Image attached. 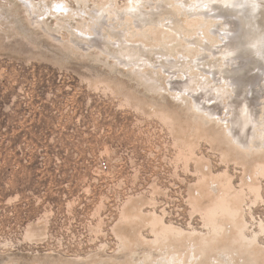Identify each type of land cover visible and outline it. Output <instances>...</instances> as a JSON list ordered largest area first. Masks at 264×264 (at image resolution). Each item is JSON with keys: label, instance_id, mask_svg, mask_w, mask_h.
Instances as JSON below:
<instances>
[{"label": "rangeland", "instance_id": "1", "mask_svg": "<svg viewBox=\"0 0 264 264\" xmlns=\"http://www.w3.org/2000/svg\"><path fill=\"white\" fill-rule=\"evenodd\" d=\"M138 1L0 0V264H142L149 253L162 258L152 240L163 225L183 229L185 244L216 223L231 231L223 245L233 244L238 223L243 234H257L261 254L252 264H264V151L252 154L225 134L235 125L247 139L255 131L254 145L263 141L261 43L248 37L243 11L234 14L223 1L213 0L210 10L186 0L180 11L169 0ZM201 9L226 17L213 20L210 34L200 28L194 35L185 16ZM137 23L144 37L128 34ZM89 26L92 36L79 38L77 28ZM243 26L247 33L239 31L233 45L245 44L229 52L221 36ZM238 77L241 89L230 83ZM233 100L246 101L251 114L234 112ZM211 108L234 124L204 115ZM219 203L230 212H216ZM225 255L220 264H233ZM244 255L234 261L244 264Z\"/></svg>", "mask_w": 264, "mask_h": 264}, {"label": "bare ground", "instance_id": "2", "mask_svg": "<svg viewBox=\"0 0 264 264\" xmlns=\"http://www.w3.org/2000/svg\"><path fill=\"white\" fill-rule=\"evenodd\" d=\"M138 1V0H137ZM180 1V0H179ZM179 1H177V0H169L168 1V3H171V5L174 7V9H176V10H181L182 8L184 9V4L186 3V0H181L180 2ZM201 2V4H198V5H200V6H204L205 5V7H208L210 10H214V9H216V7H211L212 6V1L213 0H193V2H192V4L193 5H195V3H197V2ZM219 1H223V3L225 4V5H227L228 7H230V6H233V8H228V9H230V10H232L233 12H234V14H237L238 13V11H243L242 12V15H241V21H243V23H244V25L245 26H247L248 27V31L249 32H252V33H249V35H248V37L254 42L255 40H258L259 39V42L261 43V46H258V45H255L257 48H259L260 50H259V53L258 54H260V52H261V55L264 57V0H219ZM139 2V1H138ZM138 2H137V4H138ZM140 2H142V1H140ZM139 2V3H140ZM144 2H145V0H144ZM153 2V1H152ZM56 3H58V2H56ZM147 3V2H146ZM145 3V4H146ZM187 3H189V2H187ZM154 4V3H153ZM58 5H60V3L59 4H56L55 6V8L57 9V11H60V13H62V11L64 10V8H61L60 6L58 7ZM182 5L184 6V7H182ZM190 5V4H189ZM136 5H132V7L133 8H136L135 7ZM143 6V5H142ZM214 6V5H213ZM63 7V6H62ZM131 7V8H132ZM194 7V6H193ZM54 8V7H53ZM107 8V7H106ZM128 10V9H127ZM184 10H187V9H184ZM201 10H203V11H199V12H197V10L195 11V12H193L192 10H190V11H192L191 13H189V12H187L186 13V16L185 17H187L186 19H188V20H190L189 22L190 23H192L193 25H194V35H196V34H198V29H200V28H204L203 29V32L204 33H209L210 32V30H209V27L213 24V20H215L216 19V21H218L217 19H219V21H220V19H222V18H225L226 17V15H225V13L224 12H221V13H218V14H213V15H210V14H208L207 13V11H209V10H205L204 11V9H201ZM94 11V10H93ZM129 11H131V10H129ZM134 11H135V9H134ZM137 11V10H136ZM152 11H155L154 9L152 10ZM108 12H110V11H108ZM113 12V11H112ZM112 12H110V14L112 13ZM143 12H145V10L143 11ZM174 12H175V10H174ZM182 12V11H181ZM114 13V12H113ZM112 13V14H113ZM78 15V13H73V15L72 16H69V19L70 18H72L73 16H75V15ZM126 14H127V12H126ZM185 14V13H184ZM129 15H131V14H129ZM177 15V14H176ZM182 15V14H181ZM65 16H66V14H65ZM119 16H120V14H119ZM122 16H123V14H122ZM126 16H128V15H126ZM132 16H134L135 17V15H132ZM82 17V16H81ZM125 17V16H124ZM147 17V16H146ZM85 18V17H84ZM105 18H106V15H105ZM211 18V19H210ZM122 19V18H121ZM127 19H129L130 21L131 20H134V18H132V17H128ZM169 19V18H168ZM243 19V20H242ZM249 19V20H248ZM62 20V19H61ZM107 20V19H106ZM106 20H105V22H106ZM165 20V19H164ZM126 21V20H125ZM135 21V23L136 22H139V19H135L134 20ZM162 21V20H161ZM166 21V20H165ZM169 21H171L170 19H169ZM241 21H239V22H241ZM62 22V21H61ZM97 22V21H96ZM127 22V21H126ZM156 23L158 22V21H155ZM175 22V21H174ZM173 22V23H174ZM100 23V22H99ZM130 23V22H129ZM133 22H131V24H132ZM141 23V22H140ZM139 23V24H140ZM155 23V26H159V25H157ZM160 23V22H159ZM168 24H169V22H167ZM177 23H178V21H177ZM221 23V22H220ZM219 23V24H220ZM226 23L227 24H229V25H234L235 26V21H233V20H231V21H229V20H226ZM234 23V24H233ZM217 24V23H216ZM225 24V23H224ZM154 25V24H153ZM187 25V24H186ZM218 25V24H217ZM139 26L140 25H138V23H137V25H134V27H133V29H131V31H126V32H128V34H130V36H134V35H136V36H138V37H144V36H142V31H141V29L140 28H142V27H140L139 28ZM142 26V25H141ZM164 26H168L167 24H165ZM171 26V25H170ZM173 26V25H172ZM180 26H181V24H180ZM213 26V25H212ZM214 26H215V23H214ZM93 27V26H92ZM98 27V26H97ZM148 27L149 26H147L146 28L148 29ZM152 27V26H151ZM161 27H163L162 25H161ZM182 27V26H181ZM189 27H191V26H189ZM95 28V27H94ZM143 28H144V26H143ZM150 28V27H149ZM153 28H155V27H153ZM153 28H150L149 30H154ZM159 28V27H158ZM164 28V27H163ZM166 28H168V27H165V29ZM172 29H173V27H171ZM180 28V27H179ZM188 28V27H187ZM90 29H91V27L89 26V28L88 29H86L85 27H78L77 28V31H79V38L80 37H82L83 39L84 38H88L89 39V37H88V35H90V37L92 36V32L90 31ZM93 29V28H92ZM96 29V28H95ZM157 29V28H156ZM176 29V28H175ZM189 29V28H188ZM214 29V28H213ZM231 29V28H230ZM229 29V30H230ZM243 29H244V31L241 29V30H239V28L238 29H236V33L235 34H233V35H230V34H227L226 33V31H225V34L223 33V35L224 36H221V34H219V36L218 35H216L217 36V38H219L220 36H221V38H222V40L223 41H225L224 39L225 38H229L228 39V42H226V44H225V46H228V45H230L231 46V48H230V50H229V52L230 51H232V52H237V51H240L238 48L239 47H243V45L245 44V42H243V43H239V44H237V45H233V42H236L237 41V37H238V33H239V31H241V32H245V33H247V29L246 28H244V26H243ZM126 30V29H125ZM129 30H130V28H129ZM166 30H168V29H166ZM177 30V29H176ZM184 30V29H183ZM182 30V31H183ZM144 31V30H143ZM169 31L171 32L172 30L171 29H169ZM173 31H174V29H173ZM172 31V32H173ZM192 31H193V28H192ZM81 32V33H80ZM168 32V31H167ZM170 32H168V33H170ZM175 32V31H174ZM177 32V31H176ZM228 33L230 32V31H227ZM96 33H100V31L99 30H97V32ZM150 33V32H149ZM161 33V32H160ZM160 33H158V32H156V36H159V34ZM183 33H186V32H183ZM212 33H214V34H217L218 33V31H215V32H211V34ZM245 33H244V35H245ZM144 34H145V31H144ZM152 34V33H151ZM151 34H149V36L151 35ZM166 34V33H165ZM172 34H174V33H172ZM172 34H171V36H172ZM210 34V33H209ZM152 35H154V34H152ZM166 35H169V34H166ZM189 35H192V34H189ZM189 35H188V37H189ZM123 36V35H122ZM124 36H125V40H126V42L128 43V42H130L131 41V37L129 38L126 34H124ZM135 36V37H136ZM148 36V35H147ZM165 36V35H164ZM170 36V37H171ZM176 36V35H175ZM180 36V35H179ZM184 36V35H183ZM185 36H187V34L185 35ZM184 36V37H185ZM205 36V35H204ZM96 37V36H95ZM95 37H94V39L91 41V42H95V46L96 47H101L99 44H101L100 43V41H99V44H98V40L97 39H95ZM154 37V36H153ZM163 37V36H162ZM169 37V38H170ZM173 37H174V35H173ZM178 37V36H177ZM177 37H175V39H172V40H176L177 39ZM191 37H193V36H191ZM197 38H198V35L196 36ZM98 38V37H97ZM148 38V37H147ZM155 38V37H154ZM163 38H165V37H163ZM168 38V39H169ZM179 38H182V36L181 37H179ZM200 38L202 39H204L205 37H203L201 34H200ZM210 38V37H209ZM216 38V37H215ZM214 38V42H215V40L217 39H215ZM91 39V38H90ZM183 39V38H182ZM200 39V40H201ZM202 39V40H203ZM208 39V38H207ZM212 39V38H211ZM87 40V39H86ZM118 40V39H117ZM154 40V39H153ZM177 40H179V39H177ZM186 40H188V39H185V41ZM194 40V39H193ZM192 40V41H193ZM196 40V39H195ZM227 40V39H226ZM87 41H89V40H87ZM119 41H121V42H123L121 39H119ZM171 41V40H170ZM180 41V40H179ZM191 41V42H192ZM211 41H213V40H211ZM219 41H221V40H219ZM252 41H250L251 43H252ZM90 42V41H89ZM115 42V41H114ZM132 42V41H131ZM155 42V41H154ZM161 42H163V41H161ZM173 42H175V41H173ZM182 42V41H181ZM195 42V41H194ZM197 42H198V39H197ZM202 42V41H201ZM217 43H218V41H216ZM215 42V43H216ZM75 43H78V42H76L75 41ZM155 43H157V42H155ZM167 43H170V42H167ZM176 43V42H175ZM174 43V44H175ZM183 43V42H182ZM187 43V42H186ZM186 43H183V44H186ZM193 43V42H192ZM221 43H222V41H221ZM220 43V44H221ZM173 44V45H174ZM177 44H179L178 42H177ZM202 44V43H201ZM207 44V43H206ZM210 44V43H209ZM212 44V43H211ZM223 44V43H222ZM92 45H93V43H92ZM132 45V44H131ZM163 45V44H162ZM161 45V46H162ZM168 45V44H167ZM170 45V44H169ZM168 45V46H169ZM172 45V44H171ZM192 45H194V44H192ZM192 45L190 46V48L189 49H191L192 48ZM197 45H199V44H197ZM159 46V45H158ZM160 46V47H161ZM196 46V44L194 45V47ZM204 46H205V44H204ZM207 46H209V45H207ZM87 47V46H86ZM89 47V46H88ZM131 47H133V46H131ZM159 47V48H160ZM165 47V49H167L166 48V46H164ZM176 47V46H175ZM193 47V48H194ZM215 47V46H214ZM216 47H217V45H216ZM81 48H85V47H81ZM90 48V47H89ZM102 48V47H101ZM197 48V47H196ZM195 48V49H196ZM205 48V50H207L206 49V47H204ZM204 48H202V50H201V47H200V50L201 51H203V49ZM219 48H221V47H219ZM226 48V47H225ZM240 48V49H241ZM157 49V48H156ZM164 49V48H163ZM163 49H161V50H163ZM168 49H170V48H168ZM180 49H182V48H180ZM195 49H193L192 51H194ZM222 49H223V47H222ZM226 49H228V48H226ZM238 49V50H237ZM86 50V49H85ZM197 50V53H199L200 52V50H199V52H198V49H196ZM204 50V52L206 53V51ZM242 50V49H241ZM170 50H168V52H169ZM172 51V50H171ZM186 51V50H185ZM191 51V50H190ZM208 51V50H207ZM227 52H228V50H226ZM189 52V51H188ZM187 52V53H188ZM210 52H212V51H210ZM216 52V51H215ZM214 52V53H215ZM226 52V54H228ZM243 52V51H242ZM190 53V52H189ZM197 53H195V54H197ZM205 53H203V54H205ZM208 53H209V51H208ZM213 53V52H212ZM211 53V54H212ZM222 53H223V51H222ZM241 53V52H240ZM165 54H167V53H165ZM177 54H178V52H177ZM184 54V53H183ZM192 54H193V52H192ZM205 55H207L208 56V54L206 53ZM129 56V55H128ZM166 56V55H165ZM173 56V55H172ZM187 56V55H186ZM190 56V55H189ZM189 56H188V59H189ZM203 56V55H202ZM202 56H200V57H202ZM212 55H210V57H211ZM258 56V55H257ZM180 57H183L182 59H185V57H184V55L182 56H180ZM192 57V56H191ZM198 57V56H197ZM204 57V56H203ZM202 57V58H203ZM213 57V56H212ZM173 59H174V57H172ZM171 58V59H172ZM201 58V59H202ZM205 58V57H204ZM169 59V58H168ZM167 59V60H168ZM206 59V58H205ZM190 60V59H189ZM194 60V59H193ZM203 60V59H202ZM174 61V60H173ZM173 61H172V63H173ZM196 61V64H197V60H195ZM168 62H170V60L168 61ZM175 62V61H174ZM128 65H132V64H136V63H127ZM150 64V63H149ZM170 64V63H169ZM198 64H201L200 62L198 63ZM124 65V64H123ZM127 65V66H128ZM145 65V64H144ZM147 65V64H146ZM150 65H152V63L150 64ZM164 65V64H163ZM239 65H241V64H239ZM239 65H236V66H239ZM171 66V68H172V64L170 65ZM235 66V67H236ZM138 67V66H137ZM145 67V66H144ZM153 67V66H152ZM161 67V66H160ZM168 67V66H167ZM240 67V66H239ZM133 68V67H132ZM135 68H136V66H135ZM158 67H156V69H157ZM170 68V69H171ZM142 69V68H141ZM164 69V68H163ZM174 69V68H173ZM172 69V70H173ZM244 68L242 67V69L241 70H243ZM204 70V69H203ZM238 70H239V68H238ZM139 71H141V70H139ZM138 71V72H139ZM158 71V70H157ZM156 71V72H157ZM164 71H166V70H164ZM199 71V70H198ZM197 71V72H198ZM223 70H221V72H222ZM137 72V71H136ZM167 72H168V70H167ZM170 72H172L171 70L168 72V73H170ZM203 72V71H202ZM205 72V71H204ZM140 73V72H139ZM146 73H148V72H146ZM158 73H159V71H158ZM194 73V72H193ZM237 73V72H236ZM136 74V73H135ZM157 74V73H156ZM166 75H169V74H167V73H165ZM208 74V73H207ZM222 74V73H221ZM226 75H227V73H225ZM239 74V73H238ZM139 75V74H138ZM158 75V74H157ZM176 75V74H175ZM191 75V74H190ZM193 75V74H192ZM196 75V74H195ZM233 75V74H232ZM140 76H141V74H140ZM139 76V77H140ZM200 76H201V74H200ZM209 76V75H208ZM234 76V75H233ZM142 77V76H141ZM167 77H169V76H167ZM175 78H177V76H174ZM183 77H185V75L183 76ZM207 77V76H206ZM235 77V76H234ZM149 78V77H148ZM174 78V79H175ZM205 78V77H204ZM208 78H210V77H208ZM207 78V79H208ZM253 78V77H252ZM143 79V78H142ZM151 79V78H150ZM173 79V80H174ZM183 79V78H182ZM206 79V78H205ZM206 79V80H207ZM154 80V79H153ZM173 80H171V81H173ZM177 80V79H176ZM212 80H214L213 79V77H212ZM233 81H229L232 85H234V88L236 89L237 87H235V85L236 86H241V83H239V81L241 80V77H238V78H235V79H232ZM169 81H170V79H169ZM178 81V80H177ZM209 81H211V80H209ZM225 81V80H224ZM227 81V80H226ZM154 82V81H153ZM205 82V81H204ZM213 82V81H212ZM173 83V82H172ZM209 83H211V82H209ZM215 83V82H214ZM222 83V82H221ZM221 83H220V85H221ZM224 83H226V82H224ZM228 83V82H227ZM171 85V84H170ZM169 85V86H170ZM186 85V84H185ZM189 85V84H188ZM187 85V86H188ZM223 85V84H222ZM230 84H228V86H229ZM227 86V85H226ZM225 86V87H226ZM231 86V85H230ZM223 87H224V85H223ZM173 89V88H172ZM206 89H208V88H206ZM232 89H233V87H232ZM239 89V88H238ZM240 89H241V87H240ZM239 89V90H240ZM176 90H177V88H176ZM175 90V91H176ZM179 91V90H178ZM177 91V92H178ZM234 91V90H233ZM204 92V91H203ZM240 92V91H239ZM227 93H229V92H227ZM231 93H233V92H231ZM230 93V94H231ZM207 94V93H206ZM241 94V93H240ZM234 95H237L236 97H238V94H236V93H234ZM233 96V95H232ZM236 97H234V98H236ZM233 98V99H234ZM219 99H221V98H219ZM230 99V98H229ZM239 99H242V98H239ZM245 99V98H244ZM256 100V99H255ZM195 102H196V100H194ZM237 101V100H236ZM234 102V100H233V102H230V103H227V104H232L231 106L232 107H234L233 108V110H234V112L237 110L238 111V113L237 114H239L240 115V113H243L244 111L246 112V113H248L249 112V104L248 103H246V101H247V99H246V101H243L244 103H246V104H244L243 102H241V100H239V101H237V102ZM264 101V100H263ZM222 102V101H221ZM258 103V102H257ZM256 103V104H257ZM260 103V102H259ZM196 104V103H195ZM197 104H198V102H197ZM244 104V106L242 107V105ZM251 104H252V101H251ZM254 102H253V106L252 107H254ZM201 107H202V105H201V103L199 104ZM198 105V106H199ZM216 105V104H215ZM215 105H214V107H215ZM260 105V104H259ZM261 105H264V104H261ZM204 106V105H203ZM213 106V105H212ZM220 106V105H219ZM223 106H225V107H227L225 104L223 105ZM229 106V105H228ZM257 106V105H256ZM190 107V106H189ZM201 107H197V109L198 108H201ZM205 107V106H204ZM207 107V106H206ZM213 107V108H214ZM225 107H223V108H225ZM240 107H242V108H240ZM240 108V109H239ZM190 109H192L191 107H190ZM195 109V108H194ZM251 109V108H250ZM200 110H203L204 111V109H200ZM211 110H212V108H211ZM218 110H219V108H218ZM229 110H231L230 109V106H229ZM264 110V109H263ZM190 111V110H189ZM195 111V110H194ZM197 111V110H196ZM202 111V113H204ZM220 111H222V109H220ZM256 111V110H255ZM258 111V110H257ZM192 112H193V110H192ZM198 112H201V111H199L198 110ZM197 112V113H198ZM261 112V111H260ZM194 113V112H193ZM221 113V112H220ZM250 113V112H249ZM230 114V113H229ZM229 114H228V116H229ZM251 114V113H250ZM249 114V115H250ZM255 114H256V112H255ZM192 116H193V114H191ZM204 115H207V116H211L210 117V119L212 118L213 119V117L215 118V115H218V112H215V111H210L209 110V113H207V114H205L204 113ZM223 113H222V117H223ZM227 115V114H226ZM233 115V114H232ZM239 115H238V118H239ZM257 115V114H256ZM227 116V117H228ZM195 117V116H194ZM201 117H203V116H201ZM218 117V116H217ZM222 117H221V119H219V118H215L216 120H217V122L219 121V122H221L222 121V123H225V122H232L231 123V126H232V124H234V121L233 120H229V119H227V120H225L224 121V119H225V117H224V119H222ZM246 117H247V115H246ZM245 117V118H246ZM256 116L254 115V118H255ZM200 118V117H199ZM242 118V117H241ZM263 118V117H262ZM197 119V118H196ZM211 119V120H212ZM244 119V118H243ZM247 119V118H246ZM239 121H240V119H238ZM252 120V119H251ZM258 120H260V119H258ZM213 121H214V119H213ZM243 121H245V120H243ZM250 121V120H249ZM261 121V120H260ZM260 121H257V124L260 126V125H262V124H260ZM264 121V120H263ZM218 122V123H219ZM238 122V121H237ZM240 123V122H239ZM247 123V122H246ZM253 123V122H252ZM208 124H209V122H208ZM212 124H213V122H212ZM226 124V123H225ZM245 124V123H244ZM244 124H241V125H244ZM254 124H256V123H254ZM214 125V124H213ZM257 125V126H258ZM220 126V125H219ZM218 126V127H219ZM223 126V125H222ZM230 126V125H229ZM256 126V125H255ZM254 126V127H255ZM258 126V127H259ZM262 126H264V125H262ZM251 127H253V124H252V126ZM254 127L251 129V130H253L254 129ZM226 128V127H225ZM228 128V127H227ZM248 127H246V129H247ZM258 130L260 131V129L258 128ZM262 130V129H261ZM238 131H239V129H238ZM262 131H264V129L262 130ZM261 131V132H262ZM237 132V128L235 127V125H234V127L232 128V129H228V130H226L225 131V134L229 137V138H231L232 136H233V138H232V143H234V144H236L239 148H243L244 150L246 149H248L247 151H251V153L253 152H261V151H264V137H263V139H261V140H263L262 142H261V144H259L258 143V145H254L255 144V141H253L254 139V137H255V131H251V133L249 134L250 136H249V139H247L245 136H243V135H241V136H239V134L238 133H236ZM245 132V131H244ZM240 133V132H239ZM241 134V133H240ZM244 135H246V134H244ZM261 136V135H260ZM257 137V136H256ZM244 138H246V139H244ZM258 138V137H257ZM257 140V139H256ZM259 140V139H258ZM232 143L230 144V146L232 145ZM235 146V145H234ZM258 146V147H257ZM232 147H233V145H232ZM238 147H237V149H238ZM239 151V150H238ZM250 153V154H251ZM252 153V154H253ZM257 153V154H258ZM264 153V152H263ZM263 153H261L260 155H262ZM256 154V155H257ZM261 157H263V156H261ZM260 157V158H261ZM251 158V157H250ZM218 210H224L225 212H230V210H231V208L229 207V204L228 203H219L218 205H217V207H216V212L218 211ZM239 216V215H238ZM234 218H236V217H234ZM238 218V217H237ZM224 221V220H223ZM238 221V220H237ZM240 221V220H239ZM228 222V221H227ZM225 223V222H224ZM237 222H235V224H236ZM239 224V223H238ZM238 224H236V228H238V232H239V235H237L235 238H234V240H233V244H225V245H223L222 244V240H220L221 238H222V236H223V234L225 233V235H228V233L229 232H231L230 230H228L227 229V231H225V229H224V227L222 226V225H220V224H214L213 225V227L211 228V230H210V232H208L209 234H201V237L199 238L198 237V239H196V238H193V236H194V234H196L195 232H197V231H195V232H192V234H191V236H189V239H191V240H187V242L188 243H183V241H185L184 240V238H185V236H186V232L183 230V229H179V228H172V227H169V226H165V225H163V227H162V229L160 230V233H161V235H159V233L157 234V236L152 240V243L154 244V248H155V246H156V249L157 248H159V250H160V252H161V256H162V258H160V259H157V258H155L153 255H152V253H149V255H148V257L146 256V258H143L144 259V261H143V263L142 264H178V262L180 261V262H182L181 260H183V263H186V264H193L195 261H197V259L199 258V260H200V263H201V261L204 263L205 262V264L207 263V260L210 258V257H213L214 256V254H216V256H214L213 257V259H214V263L213 264H220V262H222V261H226V260H222L221 258H223V257H221V253H225L226 255V258L227 257H230V260L232 259L233 260V264H238V261L236 262V261H234V259H236V257L234 258V256H235V254L238 252V253H242L243 255L244 254H246V255H248V258H247V260H245L244 259V264H252V263H254V261L256 260L255 258H254V256L255 255H257V254H261V251H258L257 249H256V247L259 245V243L256 241V238H255V236L257 235H253V236H248V235H245V234H243V232H242V229L244 228V226L243 227H240V226H238ZM231 230H233V228L231 229ZM236 230H234V232H235ZM198 233V232H197ZM232 234H235V233H232ZM228 238V237H227ZM230 239V237L228 238V240ZM227 240V239H226ZM147 241H149V240H147ZM220 241H222V242H220ZM225 243V242H224ZM230 243V242H229ZM138 245H139V243H138ZM146 245V244H145ZM183 245H184V247H183ZM236 245H238V246H236ZM136 247V246H135ZM148 247H150V246H148ZM184 248V249H182V248ZM145 248V247H144ZM142 249V248H141ZM148 249V248H147ZM150 250H151V248H150ZM153 252V251H152ZM160 252H159V254H160ZM140 253V252H139ZM157 253V252H156ZM209 254H213L212 256H210ZM145 255H146V253H145ZM136 256V255H135ZM139 256H140V254H139ZM143 256V255H142ZM141 256V257H142ZM242 255H240V257H241ZM245 256V255H244ZM137 257V256H136ZM239 257V258H240ZM140 258V257H139ZM130 259V258H129ZM117 260V259H116ZM116 260H114L115 262H116ZM122 260V259H121ZM198 260V261H199ZM216 260V261H215ZM220 260H222V261H220ZM229 260V259H228ZM231 260V261H232ZM113 261V260H112ZM230 261V262H231ZM124 262H126V261H124ZM239 262H240V259H239ZM135 264H137V262H134ZM199 263V262H198ZM199 263V264H200ZM232 263V262H231ZM230 263V264H231ZM262 263V262H261ZM260 263V264H261ZM115 264V263H114ZM195 264H196V262H195ZM208 264H209V262H208ZM222 264H224V263H222Z\"/></svg>", "mask_w": 264, "mask_h": 264}, {"label": "built area", "instance_id": "3", "mask_svg": "<svg viewBox=\"0 0 264 264\" xmlns=\"http://www.w3.org/2000/svg\"><path fill=\"white\" fill-rule=\"evenodd\" d=\"M102 168H103V169H108V168H109V164H108L107 161H104V162L102 163Z\"/></svg>", "mask_w": 264, "mask_h": 264}]
</instances>
